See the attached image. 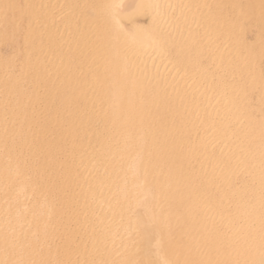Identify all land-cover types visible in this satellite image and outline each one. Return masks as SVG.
<instances>
[{"label": "bare ground", "instance_id": "6f19581e", "mask_svg": "<svg viewBox=\"0 0 264 264\" xmlns=\"http://www.w3.org/2000/svg\"><path fill=\"white\" fill-rule=\"evenodd\" d=\"M0 264H264V0H0Z\"/></svg>", "mask_w": 264, "mask_h": 264}]
</instances>
